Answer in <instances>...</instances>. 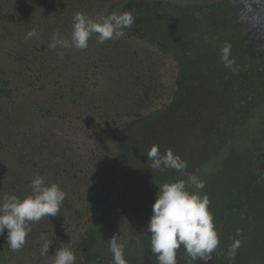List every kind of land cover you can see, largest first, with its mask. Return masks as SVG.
I'll return each instance as SVG.
<instances>
[{"label":"trees","instance_id":"trees-1","mask_svg":"<svg viewBox=\"0 0 264 264\" xmlns=\"http://www.w3.org/2000/svg\"><path fill=\"white\" fill-rule=\"evenodd\" d=\"M2 1L8 10L0 24L7 30L1 36L0 29V179L7 170H12L16 179V204L10 212L17 223L12 221L10 230L20 228V222L25 229L30 227V234L32 232L31 237L29 234L16 239V249L30 251L32 260L35 256L44 258V261L54 258L51 264H142L143 261L187 264L213 240L221 239L214 246V264H219L227 242H234L231 250L237 248L233 233L227 234V226L234 218L247 226L250 238L254 235V214L258 213L253 211V204L260 200L256 193L264 192V184L255 179L253 170L255 155L264 150V140L255 138L264 126V53L261 44L248 32V24L240 19L243 7L240 0H212L184 6L140 0V14H143L140 31L133 27V23L121 24L116 20L115 24L112 18L116 13L114 7L112 17L100 21L99 29L113 37L136 39L133 36L135 31L144 34L170 51L167 54L159 50L169 55L178 69L169 103L149 112L139 122L118 128L116 125L122 120L110 119L108 123L96 126L89 136H96L97 131L106 127L107 132L103 131L102 135L110 145V151L96 149L95 143L99 140L88 136L85 147L90 154L109 157L123 167L115 196L106 208L108 202L98 211L93 209V197L82 204V210L75 204L79 190L77 186L67 188L66 180L72 182L68 177L76 166L68 158L50 165L40 161L29 171H25L23 164V170L16 171V164L22 167L21 163H24L22 151H27L20 144L25 147L29 143L32 127L29 129L25 125L28 123L21 119L22 108L17 105L13 86V77L28 72L29 68L24 63L26 57L10 46L15 42L19 45L27 42L21 26L24 29L30 25L32 29L42 22L40 15H32L29 11L32 4L40 3L39 0ZM132 1L139 2L122 0L116 3L123 6ZM124 8L128 11L132 7L126 4ZM111 20L125 33L108 30L107 24ZM38 53V47L32 50L34 57ZM117 134H120L119 138ZM118 142L120 149L117 148ZM27 147L31 153L32 146ZM117 150L121 157L117 156ZM62 152L64 156L68 155L65 149ZM9 154L12 169L4 160ZM57 156L60 158L59 154ZM135 158L146 166L145 170H149L141 174L143 177L139 174L136 177V173L130 171L134 170ZM48 160L52 161V158ZM194 160L200 168L216 166L225 174L233 173L241 165L237 170L248 181L245 191L231 188L220 204L219 212L212 211V223L199 244L194 243L197 238L194 230L170 220L166 211L171 203L162 197L170 183L182 186L184 191L193 189L195 183L190 179L193 172L190 165ZM49 167L65 169L64 174L59 175L64 179L65 187L59 177L41 178V175L48 174L45 170ZM153 170H161L162 174L159 176ZM152 183L160 185L157 186L159 191L153 190ZM172 197L178 199L175 193ZM157 207L158 212H155ZM114 211H118L121 220L118 227L125 236L124 240L110 231L108 223ZM67 218L74 221L77 228L74 233L61 235L59 224ZM41 231L45 233L46 242L41 241ZM250 238L246 237L242 242ZM242 242L238 241V247H243ZM122 248L127 252H122Z\"/></svg>","mask_w":264,"mask_h":264},{"label":"rangeland","instance_id":"rangeland-1","mask_svg":"<svg viewBox=\"0 0 264 264\" xmlns=\"http://www.w3.org/2000/svg\"><path fill=\"white\" fill-rule=\"evenodd\" d=\"M39 1V6L32 4L29 11L32 15H40L42 23L32 29L30 25L24 29L21 26L20 30H24L27 42L25 45L15 42L10 46L22 57H26L24 63L29 68L28 72L17 73L13 77V86L17 105L22 108L21 119L28 123L25 125L29 129L32 127L29 143L25 147L20 144L27 151H22L25 155L24 163H21L22 167L17 163L16 171H22L23 164L27 169L25 171H29L40 161L50 165L56 160L68 158L76 166L70 170L71 177H68L72 182L66 180L67 188L77 186L79 190L75 204L82 210V204L93 197V209L98 211L115 196L120 183V171L118 164L111 158L90 154L85 147L86 140L92 136L94 138V135H89L93 134L98 124L108 123L110 119L124 120L163 107L175 89L176 67L169 55L162 54L138 38L113 37L99 29L102 15L115 0ZM168 1L202 3L212 0ZM126 4L132 7L128 11L124 8ZM140 5V0L125 2L123 6L114 4L115 20L121 24L133 23V27L140 31V18L143 15L140 14ZM7 8L0 0V24L4 22L2 19L7 14ZM0 29L2 36L4 25H0ZM37 47L40 53L34 57L32 50ZM255 138L258 141L264 140V126ZM27 145L32 146L31 153ZM62 149L67 151V156H64ZM117 156L121 157L119 152ZM48 158H52V161ZM4 160L12 169L11 154ZM132 166L134 170L130 171L136 173V177H143L141 174L149 171L145 170L146 166L137 158ZM190 166L193 170L190 179L195 183L193 189L184 191L182 186L170 183L166 185L162 197L171 203L166 211L170 220L194 230L197 236L194 243L199 244L205 238V230L212 223V211L219 212L220 204L231 188L245 191L248 181L239 174L241 165L228 174L221 173L222 170L216 166L200 168L195 160ZM63 170L62 167H49V170H45L48 174L41 175V178L50 180L59 177L63 185L64 179L59 176L64 174ZM157 174L160 176L161 170ZM0 180V264H51L54 258L44 261V258L35 256L32 260L30 251L16 249V239L29 235L30 227L25 229V225L19 222L20 228L10 230V225L16 222L10 212L16 204V179L12 170H7V174ZM155 185L160 186L157 183ZM158 187L153 190L157 191ZM87 191L90 193L85 194ZM172 193L178 199H174ZM256 195L260 200L253 204V211L258 213L254 214V235L250 238L247 226L234 218L227 226V234L233 233L234 239H237V248L231 250V243L234 245V242H227L219 264L264 263V192L258 191ZM155 212H158V207ZM110 217V231L118 239L124 240L125 236L118 227L121 221L118 211L111 212ZM59 227V234L62 235L74 233L77 225L67 218ZM41 233V241L46 242L45 233ZM246 237L250 239L242 242ZM238 241L242 242V248L238 247ZM121 251L127 252L123 248Z\"/></svg>","mask_w":264,"mask_h":264},{"label":"flooded vegetation","instance_id":"flooded-vegetation-1","mask_svg":"<svg viewBox=\"0 0 264 264\" xmlns=\"http://www.w3.org/2000/svg\"><path fill=\"white\" fill-rule=\"evenodd\" d=\"M240 1L242 2L243 6L240 10V19H242L245 24H248V32L250 33V35H253L256 40L261 44L264 53V0ZM112 18L114 20V23L116 24L117 21L114 17ZM99 142H94L97 145L95 147L96 149H98L99 151L104 149L105 152L110 151V145L107 144L104 135L100 136ZM117 152H119V150H117ZM253 170L255 172V179L259 180L264 184V150L258 151L255 155ZM219 242H221V239L219 240ZM213 256L215 260V250Z\"/></svg>","mask_w":264,"mask_h":264},{"label":"water","instance_id":"water-1","mask_svg":"<svg viewBox=\"0 0 264 264\" xmlns=\"http://www.w3.org/2000/svg\"><path fill=\"white\" fill-rule=\"evenodd\" d=\"M117 1H122V0H115V2H112L108 8H106V11L105 13L102 15L101 18L103 19H107L108 17L111 16L112 14V7L114 6V4L117 2ZM144 1H156V2H165V3H168V4H172V5H176V6H184V5H188L190 3H200V2H173V1H168V0H144ZM107 28H109L108 30H111V32H116V33H125L124 31H120V29L116 26H114L113 24V21L111 20L110 23L107 24ZM134 37L144 41L145 43L151 45V46H154L155 49L157 50H160L161 52H166L167 54H170V51H168L167 49L165 48H162L158 43H154L152 40H150L149 38H146L144 37V34L140 33L139 31H135L134 32ZM178 69V66L176 65V70ZM170 99L168 100L167 103H169ZM166 103V104H167ZM150 113L147 112V113H143L141 116H137V117H134V118H127V119H124L122 121H120V123L118 125H116V127H120V126H125L126 124H132L134 122H139L143 117L145 116H148ZM103 131L107 132V128L106 127H103L102 131L99 130L97 131L96 133V136L94 135V138L97 140H100V137L102 134H103ZM119 135L120 134H117V138H119ZM118 149L121 148L120 146V142H118ZM119 167V171H120V176L122 178V174H123V167L118 165ZM122 180V179H121ZM152 187L153 189H157L156 185L154 183H152ZM110 202H108V204H106V206L104 208H106L108 205H109ZM103 208V209H104ZM102 209V211H103ZM79 231H83V229H80ZM219 240L220 239H216V240H213L205 250H203L200 254H198L194 259L190 260L187 264H214V246L216 244L219 243ZM109 264H114V263H109ZM120 264H124V263H120ZM142 264H152L150 263V261H143Z\"/></svg>","mask_w":264,"mask_h":264}]
</instances>
